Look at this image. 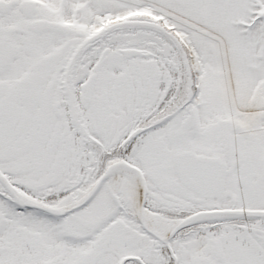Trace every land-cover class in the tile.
<instances>
[{
    "label": "snow or ice",
    "instance_id": "6c2138e0",
    "mask_svg": "<svg viewBox=\"0 0 264 264\" xmlns=\"http://www.w3.org/2000/svg\"><path fill=\"white\" fill-rule=\"evenodd\" d=\"M0 264H264V0H0Z\"/></svg>",
    "mask_w": 264,
    "mask_h": 264
}]
</instances>
